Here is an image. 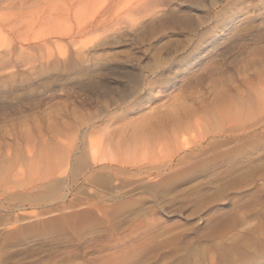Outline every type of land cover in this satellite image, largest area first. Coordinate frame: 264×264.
<instances>
[{
  "label": "rangeland",
  "instance_id": "obj_1",
  "mask_svg": "<svg viewBox=\"0 0 264 264\" xmlns=\"http://www.w3.org/2000/svg\"><path fill=\"white\" fill-rule=\"evenodd\" d=\"M0 264H264V0H0Z\"/></svg>",
  "mask_w": 264,
  "mask_h": 264
}]
</instances>
